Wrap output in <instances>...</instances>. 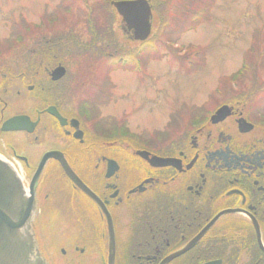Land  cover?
<instances>
[{
	"label": "flooded vegetation",
	"instance_id": "1",
	"mask_svg": "<svg viewBox=\"0 0 264 264\" xmlns=\"http://www.w3.org/2000/svg\"><path fill=\"white\" fill-rule=\"evenodd\" d=\"M49 19L40 23L43 38L56 34V18ZM70 21L62 33L73 43ZM120 29L130 36L121 17ZM36 41L34 60L0 69V128L15 116L35 126L0 130V142L27 194L32 187V231L47 264H264L261 97L227 77L184 113L170 114L163 129L131 135L123 118L107 120L97 105L72 102L76 47L68 53L65 44ZM120 59L108 65L125 68ZM30 94L37 103L27 111L7 112L16 104L10 97ZM50 153L56 157L38 170Z\"/></svg>",
	"mask_w": 264,
	"mask_h": 264
},
{
	"label": "rangeland",
	"instance_id": "2",
	"mask_svg": "<svg viewBox=\"0 0 264 264\" xmlns=\"http://www.w3.org/2000/svg\"><path fill=\"white\" fill-rule=\"evenodd\" d=\"M99 2L100 0H0V69L6 63L25 61L29 55H36V40L41 39V44H52L48 39L64 38L67 46L63 45L61 49L65 47L70 53V48L76 47L71 52L70 61L74 63L69 74L76 87L72 95L74 105L81 107L84 102V105H90L91 108L95 104L99 114L107 120L123 118L126 133L131 135L140 131L149 135L155 130L163 129L170 114L177 115V109L184 113V108L198 103L212 93L218 82L225 86V79L236 73L245 60L248 61L249 69L238 78H241V85L246 88L256 80L257 91L253 94H256L255 98L261 97L258 103L260 107L264 106V0H173L170 12L174 16H171L170 25L163 30L160 29V21L153 10L148 40L154 42L156 51L151 52L148 57L144 56L141 73L133 68L135 60L129 63L130 67H127L128 64L125 68H113L108 62L116 60L108 61L103 58V51L112 56L120 50L131 51L140 43L121 31L120 17L116 13L112 17L107 16L104 10L100 11ZM150 5L154 8L151 2ZM199 6L207 10L202 23L195 25L194 30L180 32L186 22L179 21L178 15L183 16L185 12H190L193 7L198 9ZM45 17L47 20L56 18V34L53 33L49 38L47 35L43 38L40 33L41 28H44L40 23ZM110 17L113 18L112 25ZM53 19H49L51 24ZM70 19L75 29L72 38L75 42L77 39L81 45H86L82 46L83 50H80L82 47L78 44H70L69 32L66 35V32L62 33L66 21L68 31ZM172 21L174 24L171 26ZM93 24L96 29H110L105 30V37L96 45L92 44L94 37L90 35ZM158 32L162 33L161 36H158ZM102 35L101 33L99 36ZM9 42L13 43L10 47ZM253 44L258 47L252 52L250 49ZM58 45L61 46L60 43ZM171 51L182 57H191L192 62L189 61L191 58L184 59L183 63L190 64L185 69L180 67ZM32 57L30 58L35 59ZM119 61L120 59L116 61L117 64ZM30 97H10L9 100L16 104L14 108L7 109V112L12 114L27 111L37 103L34 96L30 94ZM172 109L174 113L170 112ZM0 151L4 159L12 162L6 158L1 142ZM16 168L22 176L21 169ZM51 235H44V244Z\"/></svg>",
	"mask_w": 264,
	"mask_h": 264
},
{
	"label": "water",
	"instance_id": "3",
	"mask_svg": "<svg viewBox=\"0 0 264 264\" xmlns=\"http://www.w3.org/2000/svg\"><path fill=\"white\" fill-rule=\"evenodd\" d=\"M111 5L121 17L122 29L131 39L144 41L148 38L152 20L148 0H118L111 1ZM34 126L28 117L15 116L4 121L0 130H30ZM49 156L56 157L55 153L46 154L38 170ZM63 166L69 177L79 184L65 162ZM32 193L31 187L27 194L12 165L0 155V264H47L37 249L32 231L31 222L36 215Z\"/></svg>",
	"mask_w": 264,
	"mask_h": 264
},
{
	"label": "trees",
	"instance_id": "4",
	"mask_svg": "<svg viewBox=\"0 0 264 264\" xmlns=\"http://www.w3.org/2000/svg\"><path fill=\"white\" fill-rule=\"evenodd\" d=\"M110 1L111 0H100V2H99L98 5H100L99 8L100 7L102 8V9L100 8V11L101 10H104V12L106 13L107 16L108 15H111L113 17V16H115L116 11L113 8V6L109 3ZM150 2L152 3V5H154L153 6L154 7L153 10L155 11V16L160 21V29L161 30L165 29L166 27H168L170 25L171 16H174V13H171L170 12V6H171L173 0H150ZM200 7L201 6H199L198 9H194V7H193V9L190 12H188V13L185 12V14H183V16L181 14L178 15V18L177 19L179 21H181L182 23L183 22H186V23H184L185 25H184L183 28H181L180 32H186V31L194 30L195 29V25L202 23L205 15H207V10H205L203 8L201 9ZM206 7L208 8V6H206ZM187 16H189V18ZM112 17H110L111 18L110 19V24L113 21L112 20L113 19ZM172 20H174V19H172ZM96 23L98 24V21H96ZM190 23H193L194 25H192V24L190 25ZM172 24H174L173 21L171 22V26H172ZM93 26L94 27H92V26L90 27V35L94 37L93 42H92V44L94 45L95 43H98L99 40H102V38L105 37L104 36L105 35V32L107 30L110 31V29H105V28L101 27V28H103V30H101V29H96L95 24H93ZM71 32H73V31H71ZM101 33L103 35L102 36H99ZM158 33H159L158 36H161L162 33H160V32H158ZM109 36L110 35H108V37ZM159 39H160V37L158 38V40ZM52 42H53V40H52ZM150 42L151 41H149V40H146L144 42H140V45L138 47H135L133 50L126 51V52L120 50V52H116L112 56H109L110 54L108 52L103 51L102 52V54H104L103 58L107 59L108 61H111L112 59H115L117 61V60L120 59V57L122 55H124V58L126 60L127 65L130 62L132 63L133 60H135L134 63H132L133 65H135V63H137V64L138 63H141V65H142L144 56L145 57H148L151 52L156 51V48L154 46V42H151V43ZM59 43L60 44H65L64 42H59L58 40H56L52 44H59ZM73 43L74 44H78V46H81V47L82 46L83 47H86V45H81L82 43L79 40H77V39H76V42L73 41ZM70 44H71V42H70ZM12 45H13V43H10L9 42V46L8 47H10ZM107 45H108V47H110L109 44H107ZM83 47L80 50H83L84 49ZM257 47H255L254 44H253L251 46L252 49H250V50H252V52H253ZM95 51H96V49H95ZM194 51H197V49H194ZM251 53L248 54V55H251ZM171 54L173 55L175 53H173V51H171ZM28 58L30 60H34V58L33 59H31L30 57H28ZM28 58H27V60H28ZM190 58L191 57H189V56L182 57V56H179V55L175 54V61L177 60L176 62L180 65V67H182L184 69L190 63L188 62V63L185 64V63H183L182 60H184V59L189 60ZM189 61L192 62V58ZM243 63L244 64H242V67L236 73H234L233 75H231V77L238 78V77H241V75L243 73H246V70L249 69L248 61L245 60V61H243ZM137 69H138V65H137V68H135V70H137ZM256 83H257L256 80L253 81L251 83L250 87L241 90V92H244V93H255L257 91V85H256Z\"/></svg>",
	"mask_w": 264,
	"mask_h": 264
}]
</instances>
